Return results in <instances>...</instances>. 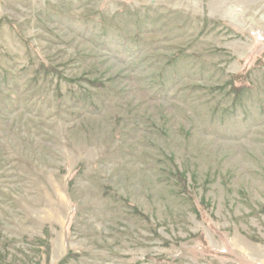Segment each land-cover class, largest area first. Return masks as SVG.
Returning a JSON list of instances; mask_svg holds the SVG:
<instances>
[{"label": "rangeland", "instance_id": "rangeland-1", "mask_svg": "<svg viewBox=\"0 0 264 264\" xmlns=\"http://www.w3.org/2000/svg\"><path fill=\"white\" fill-rule=\"evenodd\" d=\"M0 264H264V0H0Z\"/></svg>", "mask_w": 264, "mask_h": 264}, {"label": "trees", "instance_id": "trees-1", "mask_svg": "<svg viewBox=\"0 0 264 264\" xmlns=\"http://www.w3.org/2000/svg\"><path fill=\"white\" fill-rule=\"evenodd\" d=\"M236 79H238V77H236ZM245 87V85L244 84H242V88H244Z\"/></svg>", "mask_w": 264, "mask_h": 264}]
</instances>
